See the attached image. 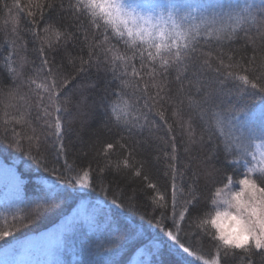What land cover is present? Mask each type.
<instances>
[{"label":"snow or ice","instance_id":"snow-or-ice-1","mask_svg":"<svg viewBox=\"0 0 264 264\" xmlns=\"http://www.w3.org/2000/svg\"><path fill=\"white\" fill-rule=\"evenodd\" d=\"M0 13V145L38 173L30 212L16 177L17 199L0 206L11 215L0 213V240L69 198L97 189L107 198L108 174H130L155 193L154 214L137 212L135 195L124 203L113 193L110 204L156 230L152 255L166 246L181 257L175 264H264V0H0ZM73 108L82 128L103 110L95 139L77 133L78 152L66 143ZM160 130L169 199L136 158ZM205 144L201 184L191 161ZM89 153L95 168L79 162ZM81 229L82 264H124L144 235L103 210H78L66 230Z\"/></svg>","mask_w":264,"mask_h":264},{"label":"trees","instance_id":"trees-1","mask_svg":"<svg viewBox=\"0 0 264 264\" xmlns=\"http://www.w3.org/2000/svg\"><path fill=\"white\" fill-rule=\"evenodd\" d=\"M28 0H22V3H27ZM5 15L0 13V25L3 24ZM26 16L21 17V21L26 20ZM4 39L2 35V29H0V41ZM31 58V57H30ZM95 79V76L93 77ZM109 100L115 99L112 94L111 89L106 94ZM249 101L252 100L251 97L247 98ZM255 103L260 104V101L256 99ZM103 113L102 109L97 110L96 118L90 121L89 125L81 127L80 117L77 114L75 108L72 109V115L66 116L65 119H72L74 122L72 124L73 132L66 137V143L69 144L70 152H78L83 145L77 139V133L85 140H89L91 137L95 139L92 135L91 129L97 127L98 121ZM161 123L157 120V124ZM150 133L146 129L141 136L137 139L143 141L145 138L149 137ZM154 135L157 137L155 140L149 141V146L146 152H142L137 155V160L146 159L148 161V170L150 179L157 183L161 192L166 195V199L170 198L171 193V183L168 176L165 175L167 171L166 161L163 158L162 151H167L168 149L163 145L159 137L167 139L165 136V131L160 130L158 132L154 131ZM111 139L109 134L102 136L103 140ZM161 151L157 150V146ZM144 145L142 144V147ZM178 162L177 167L182 168L183 163L187 159V154L183 151V145L178 143ZM210 144H205L202 149L197 148L192 152V156L196 157L191 161L193 167L197 168L201 172V184H204L205 177L203 176V165L201 163L203 156L208 152ZM87 151V149H85ZM114 155L113 159L117 158ZM159 156V159H157ZM20 154L16 153L14 150H4V147L0 145V206L4 205L5 201H15L18 196L17 190V180L16 177L20 176L26 181V189L24 192V201L20 204V208L24 212H30L31 209L28 205L32 204L35 200L33 192L37 186V176L38 173L35 171L28 170V162L26 158H19ZM79 162L81 166H86L89 162L92 163L93 168L96 167V161L93 155L89 153L87 157L80 156ZM102 163V161H101ZM131 163V161H130ZM219 166V165H217ZM127 171V170H126ZM108 179L110 181V192L109 196L105 198L99 189L95 192L89 193L83 200L78 198H69L67 203L59 210L43 215L36 223H29L26 227H21L19 231L13 229V236L7 237L5 240H0V254L14 249L22 243L36 239L43 235L49 234L59 228V226L64 223L68 218H70L72 212L76 210L79 206L85 205L84 214L97 213L100 214L103 210V214L108 217L116 216L123 222L138 227L139 231L143 232L144 235L142 240L138 243H132L128 245L121 255V259L124 264H131L135 257H138L141 264H145L146 261L151 260L152 264H175L176 261L180 260L181 257L176 254L175 250H170L166 246L161 249L159 254L152 255L155 252V247L149 244V241L157 235L156 230L149 226L146 220H140L138 215L129 212H123L121 209L115 208L110 204V199L113 193H115L124 203H128V197L135 195L136 204L138 205L136 211L141 214L153 215V204L150 196L155 195L152 189L147 188L146 183L140 178H133L129 174L128 176L117 175L115 173L108 174ZM209 186H211V180H209ZM34 207V205H33ZM161 209L156 208L155 214H158ZM0 213L8 216L11 222V215L8 212H4L3 208L0 207ZM143 225V227H139ZM2 226V222H0ZM91 235L90 233L88 234ZM87 239L84 230H78L75 233L66 231L61 239V245L59 249L54 251L53 258L55 261L52 264H82V261L86 259L81 253L82 242ZM145 245L151 248V251H147ZM2 255V254H1ZM0 255V256H1ZM139 255V256H137ZM191 259V258H189ZM193 264L197 262L193 261Z\"/></svg>","mask_w":264,"mask_h":264},{"label":"rangeland","instance_id":"rangeland-1","mask_svg":"<svg viewBox=\"0 0 264 264\" xmlns=\"http://www.w3.org/2000/svg\"><path fill=\"white\" fill-rule=\"evenodd\" d=\"M85 205L74 210L64 223L53 232L38 237L36 239L22 243V245L7 250L0 255V264H52L54 251L59 249L61 239L66 230V223L76 215L79 210L84 214ZM139 256V255H137ZM131 264H141L138 257H135Z\"/></svg>","mask_w":264,"mask_h":264}]
</instances>
